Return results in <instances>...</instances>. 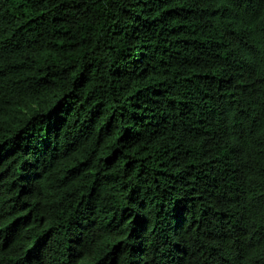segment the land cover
Masks as SVG:
<instances>
[{
  "label": "trees",
  "instance_id": "16d2710c",
  "mask_svg": "<svg viewBox=\"0 0 264 264\" xmlns=\"http://www.w3.org/2000/svg\"><path fill=\"white\" fill-rule=\"evenodd\" d=\"M0 264H264V0H0Z\"/></svg>",
  "mask_w": 264,
  "mask_h": 264
}]
</instances>
